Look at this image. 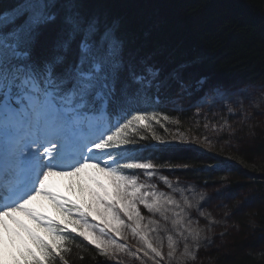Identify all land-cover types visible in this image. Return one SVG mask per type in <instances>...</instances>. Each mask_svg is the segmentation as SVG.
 <instances>
[{
  "label": "snow or ice",
  "instance_id": "snow-or-ice-1",
  "mask_svg": "<svg viewBox=\"0 0 264 264\" xmlns=\"http://www.w3.org/2000/svg\"><path fill=\"white\" fill-rule=\"evenodd\" d=\"M190 88L179 73L165 75L138 58L124 21L92 0H0V264H69L66 241L72 233L108 257L127 245L103 237H119L123 227L140 235L157 264L165 255L176 264L195 259L186 241L200 234L185 225L198 221L191 215L185 221L182 208L175 212L172 223L180 225L177 235L185 243L177 257L169 235L165 254L163 244L153 246L141 228L138 205L165 220L166 205L181 206L169 193L147 191L153 186L126 174L143 170L154 178L156 165L131 155L136 145L130 137L151 130L158 116L167 120L154 109L171 100L173 89L180 97ZM53 176L79 177L74 187L90 199L81 203L54 191ZM41 197L62 215L46 214ZM184 203L193 207L187 197ZM90 217L103 219L90 224Z\"/></svg>",
  "mask_w": 264,
  "mask_h": 264
},
{
  "label": "rangeland",
  "instance_id": "rangeland-1",
  "mask_svg": "<svg viewBox=\"0 0 264 264\" xmlns=\"http://www.w3.org/2000/svg\"><path fill=\"white\" fill-rule=\"evenodd\" d=\"M198 89L200 88H190L182 96H174L163 103L164 108L154 109L158 114L166 115L168 119H160L158 116L159 122H154L151 130L140 129L130 137L136 145L131 149V155L142 162L156 165L154 178H149L143 170L126 172L128 175H136L139 182L153 186L147 188V191L169 193L181 206L177 208L175 205H166L165 214L168 219L165 220L160 213L149 212L144 205H138L144 217L140 221L141 228L153 246H160L162 243V250L166 254L169 251L168 236L171 235L178 245L179 257L185 240L177 235L180 225L172 223L176 218L174 213L180 212L182 208L184 211L181 215L185 221L189 215L193 221H198L185 225L192 228L193 234L199 232L200 235L198 239L188 237L186 243L194 252L195 259L185 257L184 264H209L211 253L220 250L235 234L245 231L253 233L258 230L259 215L254 209L264 203V184L259 182L263 178L258 177L264 176V153H254L258 142L264 138V81L240 86L215 87L203 95L198 93ZM217 89L223 94H218ZM178 106L181 110H177ZM150 135L165 146L181 144L213 155L217 161L206 164L204 168L220 169L223 171L222 176L202 181L205 170H198L200 175L195 176V172H183L194 168L191 165L161 163L151 157L143 158L142 152L140 153L143 148L138 146L142 144L140 142L142 139ZM249 157L250 160L247 159ZM120 162L123 164L127 161L121 159ZM236 168L242 169L243 172H236ZM57 177L66 178L69 192L78 199L73 200L82 203L90 199L87 192L82 193L74 187L79 177ZM163 177H167L172 188L166 187ZM180 190H184L183 196ZM200 194L204 195L203 200L200 199ZM185 197L193 205L192 208L189 209L184 203ZM40 200L43 204L42 210L51 205L54 208L52 216L62 215L47 198L41 197ZM197 204L200 205L199 210L195 207ZM201 212L204 215H200ZM102 219L103 217L100 220L90 217L89 223L100 224ZM125 222L132 223L127 220ZM72 227L75 225H71L69 231ZM92 231L99 234L98 229ZM185 235L188 233L185 232ZM103 238L115 239L118 245H127L123 251L119 248L113 249V253L119 257L133 260L137 264H152L150 261L157 263L151 259L152 253L147 250L140 235H134L128 227L122 228L119 237L111 233ZM197 243L198 250L195 249ZM145 251H148V255L144 254ZM253 254L258 260L264 261L263 247L257 248ZM157 260L159 264H176L175 259L169 261L166 255L165 259Z\"/></svg>",
  "mask_w": 264,
  "mask_h": 264
},
{
  "label": "trees",
  "instance_id": "trees-1",
  "mask_svg": "<svg viewBox=\"0 0 264 264\" xmlns=\"http://www.w3.org/2000/svg\"><path fill=\"white\" fill-rule=\"evenodd\" d=\"M92 3L124 21L130 48L138 58L149 59L165 75L179 73L192 89L200 88L197 90L200 95L215 87L264 81V0H92ZM199 80L205 81L203 87L197 84ZM169 95L176 96L175 90ZM162 105L158 109L164 108ZM140 142L143 158L191 165L195 169L183 172H195V176L200 175L198 170H205L202 181L223 174L220 169H205L206 164L217 159L197 148L181 144L165 146L151 135ZM255 152L264 153V138ZM236 172L243 170L236 168ZM258 177L263 178L259 182L264 184V176ZM263 204L254 209L259 215V229L235 234L220 250L211 253L209 264H264L253 254L257 248H264ZM66 247L71 250L65 256L69 264H137L115 254L101 255L78 233L68 237Z\"/></svg>",
  "mask_w": 264,
  "mask_h": 264
},
{
  "label": "bare ground",
  "instance_id": "bare-ground-1",
  "mask_svg": "<svg viewBox=\"0 0 264 264\" xmlns=\"http://www.w3.org/2000/svg\"><path fill=\"white\" fill-rule=\"evenodd\" d=\"M50 184L53 188L54 191L60 193L61 195H64L68 197L69 199H77L72 192H69V187L66 183V178H60L57 176H53L50 178ZM78 200V199H77ZM46 214L51 215L52 212L54 211V208L50 205H48L44 210ZM31 223V221H29Z\"/></svg>",
  "mask_w": 264,
  "mask_h": 264
}]
</instances>
